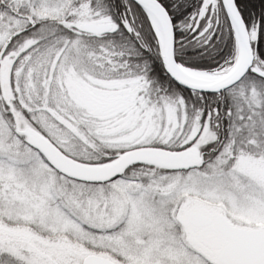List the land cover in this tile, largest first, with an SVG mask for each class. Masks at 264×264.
<instances>
[{"label": "snow or ice", "instance_id": "snow-or-ice-1", "mask_svg": "<svg viewBox=\"0 0 264 264\" xmlns=\"http://www.w3.org/2000/svg\"><path fill=\"white\" fill-rule=\"evenodd\" d=\"M0 264H264V0H0Z\"/></svg>", "mask_w": 264, "mask_h": 264}]
</instances>
